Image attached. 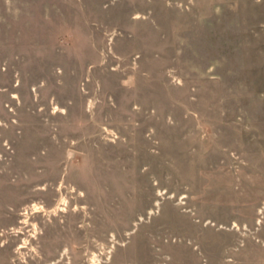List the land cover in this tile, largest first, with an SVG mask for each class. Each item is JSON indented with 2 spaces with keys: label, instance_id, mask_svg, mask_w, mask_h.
Returning a JSON list of instances; mask_svg holds the SVG:
<instances>
[{
  "label": "rangeland",
  "instance_id": "1",
  "mask_svg": "<svg viewBox=\"0 0 264 264\" xmlns=\"http://www.w3.org/2000/svg\"><path fill=\"white\" fill-rule=\"evenodd\" d=\"M234 179H264V0H0V264L137 227L146 258Z\"/></svg>",
  "mask_w": 264,
  "mask_h": 264
},
{
  "label": "crops",
  "instance_id": "2",
  "mask_svg": "<svg viewBox=\"0 0 264 264\" xmlns=\"http://www.w3.org/2000/svg\"><path fill=\"white\" fill-rule=\"evenodd\" d=\"M223 187L218 200L209 199L207 214L178 209L175 227L149 238L146 258L132 245L137 227L106 264H264V179H234ZM126 249L133 255L126 257Z\"/></svg>",
  "mask_w": 264,
  "mask_h": 264
}]
</instances>
